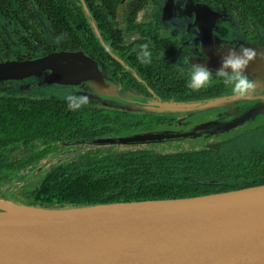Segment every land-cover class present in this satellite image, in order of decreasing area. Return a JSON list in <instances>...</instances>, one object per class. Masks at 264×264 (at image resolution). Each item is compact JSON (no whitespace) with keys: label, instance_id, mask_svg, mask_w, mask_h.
Segmentation results:
<instances>
[{"label":"water","instance_id":"95a60500","mask_svg":"<svg viewBox=\"0 0 264 264\" xmlns=\"http://www.w3.org/2000/svg\"><path fill=\"white\" fill-rule=\"evenodd\" d=\"M172 6L169 2L164 10L168 19L176 17ZM204 12L212 23H197V30L194 22L186 24V34L196 33L207 56L199 64L216 71L229 48L250 47L258 56L245 75L264 84V44L252 46L247 38L236 45L221 44L213 31L222 16L195 5L196 20H203ZM221 45L223 53L218 55ZM84 80L96 83L86 93L89 97L118 103L123 110L196 109L208 103L170 104L134 97L109 81L98 63L81 51L0 60V83L14 81L22 94L63 95L67 87L80 93L76 86ZM186 136L150 132L91 143L143 144ZM0 264H264V184L203 196L58 209L11 200L0 190Z\"/></svg>","mask_w":264,"mask_h":264},{"label":"trees","instance_id":"16d2710c","mask_svg":"<svg viewBox=\"0 0 264 264\" xmlns=\"http://www.w3.org/2000/svg\"><path fill=\"white\" fill-rule=\"evenodd\" d=\"M37 12L49 18L65 48L77 45L81 19L84 26L87 24L77 0H0V15L17 21L35 40L40 37L32 25L31 13ZM0 37L7 41L4 34ZM86 40L95 41L88 37ZM1 44L0 41V48ZM144 113L94 103L69 111L63 97L36 100L19 94L14 81L0 83V190L30 206L58 209L203 196L264 184V144L246 148L242 145L249 137L264 136V123L248 130L255 132L242 140L237 135L187 153L153 155L147 149H96L40 176L21 175L24 166H31L33 172L37 161L48 156L53 147L58 149L56 145L60 143L129 135L142 131L146 124L152 127ZM38 144L51 146L37 151ZM15 151L24 155L15 158Z\"/></svg>","mask_w":264,"mask_h":264},{"label":"flooded vegetation","instance_id":"af4514ba","mask_svg":"<svg viewBox=\"0 0 264 264\" xmlns=\"http://www.w3.org/2000/svg\"><path fill=\"white\" fill-rule=\"evenodd\" d=\"M169 2L170 4L173 3V12L176 14V17L180 18L176 24L174 23L173 18L168 19L164 14L166 5H168ZM77 3L81 9V13L85 15L84 19H86L87 23L84 26L83 20L81 19V28H77V45H70L65 48L60 37H58L59 34L53 31L54 26L51 24L49 18L43 13H31L34 15V19L31 18L32 25L39 34V40L30 37L29 33H27L25 29H22L17 21H13L11 18L4 19L0 15V35L4 34L7 38V41H5L0 37V41L3 44H1L2 48L0 49H3V51H0V56L6 59L24 60L32 57L48 55L54 50L67 52L81 51L89 55L98 63L105 77L109 81L121 87L134 97L152 102L170 104L208 102L202 106L205 107L210 104L221 105L222 103L229 101L217 103V100L222 98L229 99L237 96H227L226 88L223 86L221 79L216 76H213V85L207 89L193 91L186 86L188 75L187 72L181 71L182 61L180 62V60L183 57H189V64L191 65L199 64L207 58L206 54L198 46L199 44L197 43L196 33H192L194 37L186 34L187 25L190 26V24L194 22V26H192V24L191 26L193 29L197 30V23L201 27H203V23L207 21L212 23L211 18H208L205 15V12L203 20L199 21L195 19V5L200 4L204 8L214 11L222 16V20L220 19L216 22L217 25L213 31L214 36L220 40L221 44L230 43L224 41L223 34L225 36L229 34L231 35L234 41L232 42L233 45H236L237 41L245 38H247L249 43L255 47L264 44V0H187L186 4L183 3V0H181V3H174L173 0H77ZM32 8L35 9L34 6H32ZM90 33H92V37ZM86 37L93 38L96 42L90 40L87 41ZM80 40H83L84 42H80ZM144 43H149V50L151 52V62L149 64H142L137 58L140 46ZM72 47L76 49H73ZM212 72L215 73V71ZM27 96L36 100L63 97H61V95L46 94L43 92H34ZM240 100H242V102H260L264 101V97L257 96L253 99H248V97L246 98L245 96ZM89 103L123 110L118 103L109 102L105 104L103 101L93 97H89ZM259 106V104L253 105L252 107L247 108L246 111H251V114H254L259 110ZM263 107L264 105L262 106V110H264ZM186 109L190 110L192 108ZM127 111L134 110L130 109ZM145 113L148 114L147 121L152 122L153 126L151 127L146 124L144 128H141L142 131H133L128 136L159 132L157 129L161 127L170 128V131L162 133L187 134L188 136L184 137L187 139L190 137L194 138L200 133L205 134V137L210 138L211 135L225 132L224 128L226 126L216 125L214 127V120L211 123L206 121L205 123H202V125L196 126L198 132H173L171 130L173 126L172 124H176L175 126H186L188 124L186 116L190 118V116L195 113L189 112L186 116L182 117L160 115L159 110H145ZM248 118L249 117L235 119L232 123L242 119L247 121L246 119ZM230 124L231 123H227V125ZM250 126H244L241 130H238L239 127L236 128L238 131L227 138L220 139V137H214L208 139V141L203 146L198 147V149L226 141L235 136L237 137V135H240L239 137L242 140L243 137L255 132V130L252 132L250 131L258 125L248 129ZM247 131L250 133H245ZM122 136L110 135L106 137H95L85 139V142L83 140H77L76 142L60 143L56 146H60L58 150L62 152L64 148L74 143H80V145L89 143L87 150L80 154H84L87 151H96V149L99 151L106 149V151L112 150L125 152L129 150H150L154 149L155 145L160 146L171 142L172 144H178V140L184 139L179 138L143 144L114 143L98 146L91 143L92 140ZM44 146L51 145L38 144L36 147L38 148L37 151ZM184 149L185 150L171 153L157 152V154H182L196 150L195 147ZM45 158H47V156L41 158L37 163H41ZM73 160L70 162H73ZM70 162L66 161L65 164H71ZM30 169L31 166H24L21 169V175L27 174Z\"/></svg>","mask_w":264,"mask_h":264},{"label":"rangeland","instance_id":"374dc122","mask_svg":"<svg viewBox=\"0 0 264 264\" xmlns=\"http://www.w3.org/2000/svg\"><path fill=\"white\" fill-rule=\"evenodd\" d=\"M223 39L226 42H230V43L234 42L233 38L231 37L230 34L226 35V36L223 34ZM252 46H254V45H252ZM37 92H41V91H37ZM18 93L22 94L19 90V85H18ZM30 93H26L23 95H28ZM126 93H128V92H126ZM226 94L229 97L234 96L227 89H226ZM61 96H63V95H61ZM257 96H263L264 97V84L258 83V82H257L256 94L248 95L246 97H249V99H253L254 97H257ZM257 104H259L260 105L259 107H261L264 105V101L242 102V100H233V101H229V102H224L221 105L210 104L208 106L201 107L198 109H190V110H188V109H185V110H163V109H161V110H159L160 115H165V116L170 115V116H174V117H178V116L182 117V116H186V114H188L189 112L195 113V114H192L190 116V118L186 116L187 121H188V124L186 126H184V125L175 126L176 124H172L173 126H172L171 130L173 132H182V133H189L187 131H190V133L198 132V129L196 128V126L202 125V123H205L206 121L211 123L213 120H214V124H213L214 127L216 125H219V126L225 125L226 126L224 128L225 132L217 134V135H211L210 138H207V137H205V134L200 133V134H197L196 137H194V138L190 137L188 139L184 138V139L178 140L177 141V142H179L178 144H172V142H171V143H166L165 145L163 144L160 146L155 145L154 146L155 148L150 149V151L152 152L153 155H157V152H160V153L161 152H166V153L178 152V151L185 150L184 148L189 149V148L195 147L196 149H198V147L203 146L208 141V139H211L214 137H216V138L220 137V139H223L225 137L227 138L229 136H232V134H235L238 130H241L244 126L252 125L248 128V129H250V128H253L257 125L263 124L264 123V112H263L264 110L255 112L254 114H252V117L246 119L247 121L242 119V120H239L235 123H232L235 119L246 118L247 116H250L251 111L247 112L246 109L252 107L253 105H257ZM254 120H256V121H254ZM227 123H231V124L227 125ZM238 124H241V125H238ZM235 125H237V126H235ZM204 126H205V124H204ZM238 127H239V129L236 130V128H238ZM157 130L159 132H168V131H170V128L161 127ZM174 130H177V131H174ZM233 130H236V131H233ZM262 144H264V136H262V135H256V136L249 137V138L245 139L242 143V145L245 148H246V146H249V145L259 147ZM88 147H89V143H85L82 145H80V143H74V144L69 145L66 148H64L63 149L64 151L62 150V152H60L58 150L59 148L56 149L55 147H53L49 151V153H48L49 155L47 156V158H45L43 161H41V163L37 164L35 167L33 166V169L35 168L33 170V172L29 171L27 174L40 176V174H42L44 171L48 170L52 166H55L59 163H65L66 161L70 162L73 159H76L78 154L87 150ZM122 150H125V149H122ZM116 152H121V151H116ZM12 155L15 158H21L24 154L22 152L15 151L12 153ZM4 192H6V191H4ZM8 197L11 200H15V199H12L14 197H12L11 194H9Z\"/></svg>","mask_w":264,"mask_h":264},{"label":"clouds","instance_id":"9594fccd","mask_svg":"<svg viewBox=\"0 0 264 264\" xmlns=\"http://www.w3.org/2000/svg\"><path fill=\"white\" fill-rule=\"evenodd\" d=\"M174 3H181V0H173ZM187 0H183L186 4ZM180 18L173 17L174 23H178ZM217 54L223 53V46L216 49ZM262 55V54H259ZM258 56V52L250 47L241 45L239 48H229L226 55H221L220 67L213 73L207 66L203 64H189V57H183L181 71L187 72L188 79L186 86L193 90L199 91L211 87L214 83L213 76L219 77L223 86L237 97H245L256 94L257 82L245 75L250 62H253ZM138 60L142 64L151 62V52L149 43L140 46L137 54ZM82 91L80 93L73 91L71 87L64 90L63 99L66 102L69 111H78L89 103V96L86 94L96 88L95 81L84 80L80 85L76 86ZM87 90V91H86Z\"/></svg>","mask_w":264,"mask_h":264}]
</instances>
